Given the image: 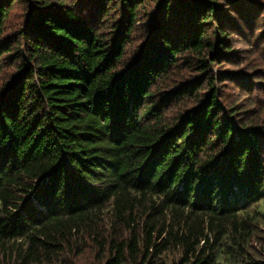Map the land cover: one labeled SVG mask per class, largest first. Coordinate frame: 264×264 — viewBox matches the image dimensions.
Wrapping results in <instances>:
<instances>
[{"label": "trees", "instance_id": "trees-1", "mask_svg": "<svg viewBox=\"0 0 264 264\" xmlns=\"http://www.w3.org/2000/svg\"><path fill=\"white\" fill-rule=\"evenodd\" d=\"M219 1L0 0V264L89 243L104 264H264L260 139L210 72L229 51Z\"/></svg>", "mask_w": 264, "mask_h": 264}, {"label": "rangeland", "instance_id": "rangeland-1", "mask_svg": "<svg viewBox=\"0 0 264 264\" xmlns=\"http://www.w3.org/2000/svg\"><path fill=\"white\" fill-rule=\"evenodd\" d=\"M218 4L217 15L220 16L221 27L226 33L225 45L229 50L228 53H222L216 47L219 50L218 57L215 56L216 60L210 67L218 101L224 108L222 114L225 117L236 112L231 118L233 124L252 127L258 132L264 161V0H220ZM24 9L22 1L12 5L4 23L5 36L16 35L23 26ZM139 30L127 47L128 56L133 55L145 38L143 35L139 36ZM12 71L13 66L4 68V73L11 74ZM199 77L200 72L194 66L189 68L183 65L176 78L191 80L193 89L196 90L197 84L194 81ZM203 79L205 78L201 80L202 92L207 94L208 87ZM191 103H187L186 107H191ZM230 107L233 111L226 113L225 110ZM259 208L264 210V204H259ZM249 251L256 261H264V219L257 225ZM102 257L103 254L89 243L82 253H65L60 258L62 262L49 264H104L106 261Z\"/></svg>", "mask_w": 264, "mask_h": 264}]
</instances>
